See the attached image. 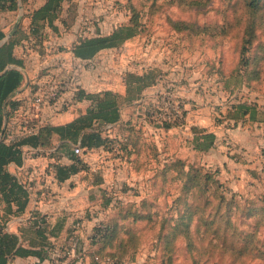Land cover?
Masks as SVG:
<instances>
[{
	"label": "rangeland",
	"instance_id": "rangeland-1",
	"mask_svg": "<svg viewBox=\"0 0 264 264\" xmlns=\"http://www.w3.org/2000/svg\"><path fill=\"white\" fill-rule=\"evenodd\" d=\"M171 1L71 3H76L81 18L89 22L98 20L95 23L101 24L100 35L114 30V26L125 23L132 15L140 26L145 25L146 35H136L84 64L83 85L90 92L97 89L124 94L126 74L159 69L162 80L144 93V102H138L140 106L133 114L147 124L145 134L153 136L159 148L165 149L166 157L179 154L178 141L183 146L178 186L170 178L164 184L157 180L153 184L161 166L145 156L141 163L130 167L138 168L134 174L127 166L110 170V184L115 192L110 207L102 214L106 218L102 223L113 228V237L110 248L103 252L118 257L120 264H264V160L255 165L245 162L243 168L244 156L251 154L241 148L247 147L251 138L262 139L264 131L257 134L249 130V123L236 126L225 119L231 105L264 107V0L255 8H248L249 0H184L195 3L196 9H188L178 0ZM179 21L189 25L183 30L185 41L181 43L167 25ZM191 24L198 28L190 27ZM192 35L204 36L207 41L190 43ZM57 42L50 44L65 50ZM188 43L194 52H181ZM217 71L222 73L221 77L215 74ZM223 85L227 90H223ZM152 103L162 111L166 122L169 119L170 128L165 129L163 124L144 115L142 109ZM204 111L212 120L210 124L221 127L224 134L218 137L211 155H197L191 164L187 162L185 141L193 128L200 127L198 121L205 117ZM239 126L247 128L242 130ZM146 140L151 142L149 137ZM255 149L253 152L259 155L261 150ZM227 163L229 169L240 165L239 171L243 169L245 176L251 171L255 179L242 180L239 187L227 185ZM31 165L28 172L38 173L40 183L46 162L42 167ZM28 174L20 180L33 187L37 181ZM42 202H47L45 196L40 197L39 203ZM75 219L80 218H74L72 223ZM56 259L57 256L45 262L18 259L14 264H57Z\"/></svg>",
	"mask_w": 264,
	"mask_h": 264
},
{
	"label": "trees",
	"instance_id": "trees-1",
	"mask_svg": "<svg viewBox=\"0 0 264 264\" xmlns=\"http://www.w3.org/2000/svg\"><path fill=\"white\" fill-rule=\"evenodd\" d=\"M25 1L0 0V14L18 11L19 4L24 6ZM63 1L47 0L42 7L29 14L28 30L18 29L0 46V264H12L16 259L36 258L41 260L51 254L57 255V264H102L105 261L120 264L118 257L113 256L112 253L103 252L105 248H110L113 237V228L108 223H102L105 221V217L95 222L91 233L81 241V248L77 251V256L74 259H68L67 256L68 233L66 232L64 237H60L53 228L49 230L46 217L39 213H33L30 216L29 226L19 230V234L6 230L13 218H20L25 213L30 198V192L27 191L20 178L8 171L10 164H14L16 167L23 165L22 147H29L38 152L42 151V153L53 152L68 159L70 164H62L55 168V179L58 183L64 182L71 175L84 170L85 165L82 157L99 148L109 152L113 158L124 162L131 168L134 167L135 162L141 163L142 157L147 154L146 156H149L145 157L147 160H153L161 166L159 170H156L157 174L153 177L155 178L153 184L156 180L164 184L167 178H170V181L175 182L178 186V178L182 172L183 163L181 162L183 161L166 156L159 159L160 153L156 151L153 143L145 140L141 125L132 121L123 125L120 123L121 110L139 102L144 98L146 90L156 87L162 80L163 76L159 69L149 68L141 74H126L123 79L124 94L112 91H101L96 94L83 92L81 98L89 102V106L82 115L63 125L42 127L37 134L20 139L16 143L6 144L4 142V120L8 114L7 108L11 106L9 99L23 81L20 71L22 62L14 57L13 50L16 45L28 37L41 42L46 40V27L54 33L57 32L53 22L60 18ZM178 1L183 2L182 6L188 9L197 7L192 1ZM259 1L249 0L248 8H255ZM167 25L179 43L185 41L182 34H184V28L189 26L188 24L179 21L170 22V24L167 22ZM144 27L145 25L140 26L132 15L128 21L118 25L109 35L81 41L73 47L72 54L84 62L91 61L100 51L118 47L143 32L146 35V27ZM190 27L198 28L192 24ZM4 38L5 33L0 29V42ZM193 41L206 43L207 38L192 35L190 43ZM188 45L187 48L181 49V52L185 50L194 52V49L191 48L193 46L189 43ZM215 74L222 76L220 71ZM223 90H227L224 85ZM147 110L144 108L142 112L146 111L147 113ZM225 119L233 121L236 126L240 122L264 123V109L261 110L256 105L246 103L231 105L226 109ZM163 127L168 129L171 124L163 123ZM116 128L119 132L111 136L110 132ZM191 142L193 149L197 152H206L214 148L216 143L213 134L194 135ZM75 147L82 150L81 155L74 154ZM187 167L189 172L191 166L188 164ZM137 170L138 168L135 169V171ZM206 176L209 178L208 175ZM216 184L221 186L219 183ZM102 204L106 210L111 204V198H104Z\"/></svg>",
	"mask_w": 264,
	"mask_h": 264
},
{
	"label": "crops",
	"instance_id": "crops-1",
	"mask_svg": "<svg viewBox=\"0 0 264 264\" xmlns=\"http://www.w3.org/2000/svg\"><path fill=\"white\" fill-rule=\"evenodd\" d=\"M47 0H26L24 6L30 4L31 6V13L42 7ZM81 0H73L74 2H80ZM87 1V0H86ZM72 0H64L61 4V14L59 20H56L53 22V25L56 27L57 32L54 33V31H51L48 27H46L45 32L47 33V38L52 39L54 42L62 43L64 46L67 47H74L75 45L79 44L81 41L89 38H95L98 36H107L109 35L113 30L111 29L110 32H108L105 35H100V23H95L97 21H91L81 18L80 16V10H78L75 5H71ZM82 4V3H81ZM70 5V7H69ZM72 6V7H71ZM77 11H76V10ZM90 13H88L89 15ZM126 16V14H125ZM29 15L24 12L22 13L20 10L16 12H7L0 14V27H8L9 25H14L17 19H19V28H27L29 26ZM127 17V16H126ZM128 18V17H127ZM127 20V19H126ZM126 22V21H124ZM117 26H114L113 29H115ZM90 32V35L88 34ZM57 42V43H58ZM106 50L100 51L98 54H101ZM152 89V88H151ZM147 91V90H146ZM145 91V92H146ZM144 92V93H145ZM123 93V91L121 92ZM145 100V99H144ZM143 99L140 100V103L144 102ZM137 102L134 103L131 106L124 107L121 110V120L120 123L123 125L128 121H132L133 123L141 125L142 131L144 132V128H147V124L143 122V120H140L139 117L135 116L134 110L136 107L139 108L140 105ZM88 103L83 102L79 105V113L83 114L86 109L88 108ZM228 108V107H227ZM259 109L263 110L264 107H258ZM207 112L204 111L205 117L203 120L198 121V124L200 127L197 129H194L191 131V133L188 135L187 140L185 141V146L187 148V156L188 160L187 162H190L193 164V161H195V158L197 155H202L203 157H206L208 155H211L213 151H215L217 147L218 137L221 136L223 133V129L221 127H215L210 124L212 120L208 118L206 115ZM139 116H142L140 114ZM75 117L70 114H64L60 116L57 120V123L55 125H63L70 121H72ZM142 121V123H141ZM229 121V120H226ZM230 122V121H229ZM247 125L249 127V130L251 131H257L263 132L264 131V123L259 122H248ZM244 130V128L247 127H237ZM116 129H113L110 132V135H115L117 132H119ZM264 133V132H263ZM201 134H213L215 136V146L214 148H211L207 150L206 152H197L193 149L192 146V137L194 135H201ZM149 137V140L155 145L156 151L160 153L159 159L161 160L166 154L165 149H160L157 142L155 143L153 139V136H148V134L144 132V138L146 140V137ZM258 137V135H257ZM261 138H251V141L247 143V147H241L246 150V152L250 153L249 156H244L242 161V167L245 162L248 163H254L253 165L263 162L262 154L264 155V134L261 136ZM147 141V140H146ZM188 141V142H187ZM54 142L56 143V140L54 138ZM148 142V141H147ZM150 142V143H151ZM259 148L261 150L260 154L253 152V148ZM179 151V154L176 156H170L171 159H179L181 160V157L183 159V156H181V152L183 150V146L181 144V141H178V145L176 147ZM38 157H34L31 159V155L25 154V158H23V165L21 167H16L14 164H10L8 166V171L10 173H13L17 175L19 178L24 175H26L27 171L29 169L28 166H43L46 162L48 157V153H42L39 152ZM245 152L243 153V155ZM107 151H104L103 149H95L87 153L82 157L83 164L85 165V169L77 172L74 175H71L67 180L61 183H50L45 180H41L40 183L34 184V195L30 199V201L27 204V207L25 209V213L20 218H13L9 224V232L19 234V230H22L24 228H27L30 224V216L34 213H39L42 216L46 217L47 224L49 225V230L54 229V231L58 232L57 234L60 235V237H64L67 230L69 229V226L74 218H80L83 219L84 227L82 230V233H80L81 240H84L87 235L91 233L92 228L94 227L95 222L102 219V214L104 213L103 208V200L106 197H110L112 201V195L115 192L114 186H112L110 183H112V177L109 175L110 170L111 171H117L118 169H122L123 167L128 168L127 170L134 174L136 171L132 170L127 164L124 162L115 159L111 156ZM147 155V154H146ZM145 155V157H147ZM181 156V157H180ZM97 157V158H96ZM133 159V156L130 158ZM146 159V158H145ZM62 161L64 164H70V161L66 159L65 157H62ZM209 165V163H206ZM204 165V164H203ZM240 165L239 167H232L231 169L229 164H226L225 175L227 176L225 180H227V185L230 183L232 186L239 187V182L242 180H247L249 182L254 176L251 175V171H247L249 173V176H245L243 174V169L239 171V169L242 168ZM243 167V168H244ZM220 171V170H219ZM230 173V178H229ZM253 176V177H252ZM110 177V178H109ZM110 179V180H107ZM114 179L117 180V178L114 177ZM255 178L252 179V181ZM110 185V186H108ZM111 190L114 191H109ZM47 193L45 198H47L46 203H39L40 197L43 196L42 193ZM116 194V193H115ZM39 196V198H37ZM39 203V204H37ZM110 207V206H109ZM108 209V208H107ZM18 259H16L17 261ZM14 261L13 263H15Z\"/></svg>",
	"mask_w": 264,
	"mask_h": 264
},
{
	"label": "built area",
	"instance_id": "built-area-1",
	"mask_svg": "<svg viewBox=\"0 0 264 264\" xmlns=\"http://www.w3.org/2000/svg\"><path fill=\"white\" fill-rule=\"evenodd\" d=\"M22 13L31 14L30 4L23 6L19 4V9ZM21 30H28L27 28H19ZM10 27V29H8ZM8 27H0L5 33V37L10 33L13 25ZM8 29V30H7ZM16 30V31H17ZM55 43L52 39L37 41L32 37L22 40L13 50V55L16 59L22 62L21 74L23 81L17 91L10 97L9 102L11 106L7 108V115L4 120L3 140L6 144L16 143L20 139L33 136L37 134L40 128L45 126L55 125L60 116L64 114L73 115L75 118L79 115V105L87 102L81 98V93L96 94L100 90L87 91L83 85V66L90 62H84L77 59L72 54L73 47H65V50L55 48L50 43ZM56 50L57 52H55ZM53 51V52H51ZM65 53L63 57L62 55ZM30 75V77H28ZM104 91V90H103ZM89 105V102H87ZM150 107V108H149ZM152 108V109H151ZM144 115H149L155 122L171 123L165 121L163 113L155 104L149 105ZM151 109V110H150ZM178 109V108H177ZM74 118V119H75ZM175 118H173V121ZM22 156L25 154L31 155V158L38 157L39 152L29 147H22ZM75 155H81L82 150L78 147L73 149ZM46 157L45 174L42 175V180L50 183H57L55 179L56 166L64 164L61 155L48 153ZM35 181L39 180L38 173L35 171L28 172ZM22 183L30 192V199L34 195V189L27 182ZM46 196V192L42 193ZM46 219V218H45ZM47 220V219H46ZM71 222V226L67 230L69 239V250L67 253L68 259H74L77 256V251L81 248L80 233L82 229V220L75 219ZM9 231V227H6ZM57 256L56 254L47 255L43 259H36L35 262L50 261V258ZM29 259V258H27ZM14 264V263H12ZM102 264H115L110 261H105Z\"/></svg>",
	"mask_w": 264,
	"mask_h": 264
},
{
	"label": "water",
	"instance_id": "water-1",
	"mask_svg": "<svg viewBox=\"0 0 264 264\" xmlns=\"http://www.w3.org/2000/svg\"><path fill=\"white\" fill-rule=\"evenodd\" d=\"M18 24H19V19H17V21L15 22V24L13 25L10 33L0 42V46L9 38V37H12L16 30H17V27H18Z\"/></svg>",
	"mask_w": 264,
	"mask_h": 264
}]
</instances>
